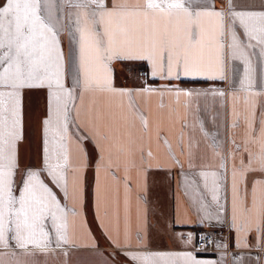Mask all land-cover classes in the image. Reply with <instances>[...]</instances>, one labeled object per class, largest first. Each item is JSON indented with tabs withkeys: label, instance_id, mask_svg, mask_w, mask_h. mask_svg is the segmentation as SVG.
<instances>
[{
	"label": "crops",
	"instance_id": "0c3cea01",
	"mask_svg": "<svg viewBox=\"0 0 264 264\" xmlns=\"http://www.w3.org/2000/svg\"><path fill=\"white\" fill-rule=\"evenodd\" d=\"M5 4L6 0H0V7ZM209 4L228 11V0H202L191 8L195 11ZM55 6L60 9V0H55ZM107 6H112V0H107ZM232 8L264 11V0H232ZM75 11L64 5L60 13L66 26L60 39L69 88L74 48L68 31L69 13ZM236 30L244 41L243 31ZM225 43H230L227 34ZM230 51L225 48L223 80L153 78L147 61L129 60L113 63L114 87L152 88L154 92L134 91L132 97H121L77 89L70 112L67 197L43 171L48 90H25L16 195L25 170L40 171L68 210L66 232L61 228L67 243L57 244L48 220L50 243L46 251L31 245L18 248L9 233V246L0 247V264H143L131 256L177 251H191L202 264H264V225L257 231L254 218L247 233L231 227V170L233 164L239 167L241 158L247 163L249 151L258 152L264 128V56L259 46L245 48L246 60L232 59ZM246 68L252 81L250 90L247 85L241 88ZM176 88L193 95H181L177 102ZM221 91L223 96L217 94ZM221 162L227 166L219 193L225 211L217 222L204 219L202 204L213 214L217 205L199 173L223 172L218 167ZM255 179H264V173L251 172L246 180L238 179L239 193L247 194L249 204ZM208 184L210 188L211 176ZM212 227L228 231L229 245L196 252V231ZM189 234L194 237L191 244L183 243L180 238Z\"/></svg>",
	"mask_w": 264,
	"mask_h": 264
},
{
	"label": "snow or ice",
	"instance_id": "6c2138e0",
	"mask_svg": "<svg viewBox=\"0 0 264 264\" xmlns=\"http://www.w3.org/2000/svg\"><path fill=\"white\" fill-rule=\"evenodd\" d=\"M201 2L112 0L109 8L107 0H60L61 13L64 5L77 10L69 13L68 31L74 45L71 88L65 84L66 63L60 39L66 26L63 16L56 14L55 0H6L5 6L0 7V247L9 246V233H12L11 238L18 248L27 249L31 245L46 251L50 243L46 230L48 220L56 232L57 244L67 243L61 228L66 232L68 210L41 178L40 171L25 170L19 195H16L25 90H48L49 112L43 121V171L67 197V171L71 167L70 112L77 99V89L121 97H132L134 91H155L115 88L114 62L147 61L153 78L223 80L226 47L231 50L232 59L246 60L245 48L257 46L264 56V11H235L232 0H228L227 12L216 10L214 4L193 11L191 5ZM226 17L229 18L227 33ZM237 27L243 31L244 41ZM226 34L230 37L228 44ZM245 85L249 90L252 88L247 68L241 88ZM175 94L177 102L181 95H193L179 88L175 89ZM217 94L224 95L222 91ZM218 167L223 172L199 173L204 188L211 192V200L217 205L213 214L202 204L204 219L217 222L225 211L219 195L220 182L227 178L226 163L221 162ZM257 171L264 173V128L258 152L249 151L247 163L241 158L239 167L233 164L231 170V227L238 233L250 231L254 218L257 231L264 225V179L253 181L250 204L247 194L241 196L238 189V179L246 180L248 173ZM209 176L212 178L210 188ZM180 239L191 244L194 237L189 234L186 239ZM200 239L206 238L201 236ZM217 246L227 247L226 244ZM131 259L143 264H202L191 251L133 254Z\"/></svg>",
	"mask_w": 264,
	"mask_h": 264
},
{
	"label": "built area",
	"instance_id": "2783aa9c",
	"mask_svg": "<svg viewBox=\"0 0 264 264\" xmlns=\"http://www.w3.org/2000/svg\"><path fill=\"white\" fill-rule=\"evenodd\" d=\"M203 236L206 239L201 240L200 237ZM229 233L228 231L221 230L219 228H200L196 231V243L195 251L198 253H204L210 251L218 244L229 245ZM228 252L231 250L228 249Z\"/></svg>",
	"mask_w": 264,
	"mask_h": 264
},
{
	"label": "rangeland",
	"instance_id": "374dc122",
	"mask_svg": "<svg viewBox=\"0 0 264 264\" xmlns=\"http://www.w3.org/2000/svg\"><path fill=\"white\" fill-rule=\"evenodd\" d=\"M55 8V10H56V14L58 15V16H61V12L60 11H58L59 9H58V7L57 6H55L54 7ZM58 9V10H57ZM64 18H65V16H64ZM64 24H65V19H64Z\"/></svg>",
	"mask_w": 264,
	"mask_h": 264
}]
</instances>
